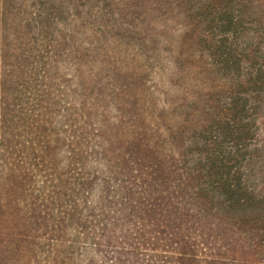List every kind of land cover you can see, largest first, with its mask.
Masks as SVG:
<instances>
[{
	"label": "trees",
	"instance_id": "trees-1",
	"mask_svg": "<svg viewBox=\"0 0 264 264\" xmlns=\"http://www.w3.org/2000/svg\"><path fill=\"white\" fill-rule=\"evenodd\" d=\"M145 2L175 10L192 73L172 122L54 128L47 84L26 156L0 141V252L17 264H264V0Z\"/></svg>",
	"mask_w": 264,
	"mask_h": 264
},
{
	"label": "rangeland",
	"instance_id": "rangeland-1",
	"mask_svg": "<svg viewBox=\"0 0 264 264\" xmlns=\"http://www.w3.org/2000/svg\"><path fill=\"white\" fill-rule=\"evenodd\" d=\"M164 8L145 16V0H0V141L11 143V156H26L36 120L46 126L47 84L54 128L67 124L77 134L81 122H172L163 117L172 118L192 73L184 60L185 76L178 77L173 58L182 30L175 10ZM0 264L17 262L0 252Z\"/></svg>",
	"mask_w": 264,
	"mask_h": 264
}]
</instances>
